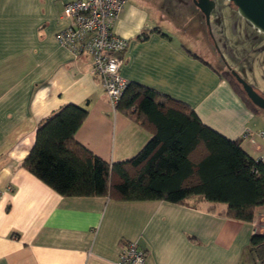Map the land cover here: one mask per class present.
Segmentation results:
<instances>
[{
	"label": "crops",
	"instance_id": "0c3cea01",
	"mask_svg": "<svg viewBox=\"0 0 264 264\" xmlns=\"http://www.w3.org/2000/svg\"><path fill=\"white\" fill-rule=\"evenodd\" d=\"M70 1L0 0V264H119L120 247L129 242L145 252V264H254L244 252L254 233L264 235V205L247 224L199 199L174 205L65 198L20 167L37 125L69 104L88 112L75 141L108 164L132 159L151 138L111 106L90 57L57 42ZM165 20L149 1H126L113 26L128 41L121 77L185 103L205 126L240 139L257 159L264 154L258 137L264 114L251 111L194 54L198 39L177 38ZM247 130L254 143L243 138Z\"/></svg>",
	"mask_w": 264,
	"mask_h": 264
},
{
	"label": "trees",
	"instance_id": "16d2710c",
	"mask_svg": "<svg viewBox=\"0 0 264 264\" xmlns=\"http://www.w3.org/2000/svg\"><path fill=\"white\" fill-rule=\"evenodd\" d=\"M221 76L251 111L261 112L239 85ZM115 110L151 134L132 159L108 164L77 143L75 133L88 112L69 104L37 125L20 167L65 198L174 205L199 199L225 206L220 216L254 221L255 209L264 205V164L243 150L240 139L223 137L185 103L135 83H128ZM244 254L254 264H264V235L254 233Z\"/></svg>",
	"mask_w": 264,
	"mask_h": 264
},
{
	"label": "flooded vegetation",
	"instance_id": "af4514ba",
	"mask_svg": "<svg viewBox=\"0 0 264 264\" xmlns=\"http://www.w3.org/2000/svg\"><path fill=\"white\" fill-rule=\"evenodd\" d=\"M198 1L149 0L165 18L170 13L191 25L193 38L200 41L199 52L211 66L240 87L237 78L242 79L264 99V33L241 17L229 0H206L207 23L196 8Z\"/></svg>",
	"mask_w": 264,
	"mask_h": 264
},
{
	"label": "built area",
	"instance_id": "2783aa9c",
	"mask_svg": "<svg viewBox=\"0 0 264 264\" xmlns=\"http://www.w3.org/2000/svg\"><path fill=\"white\" fill-rule=\"evenodd\" d=\"M125 3L126 0H71L63 10L68 26L56 36L57 42L73 55L90 57L91 71L114 109L128 85L120 75L128 41L113 33ZM258 137L264 139V133ZM243 138H250L254 143L248 130ZM255 160L264 164V154ZM145 258V252L136 243L129 242L121 245L118 263L145 264Z\"/></svg>",
	"mask_w": 264,
	"mask_h": 264
},
{
	"label": "water",
	"instance_id": "95a60500",
	"mask_svg": "<svg viewBox=\"0 0 264 264\" xmlns=\"http://www.w3.org/2000/svg\"><path fill=\"white\" fill-rule=\"evenodd\" d=\"M149 1V0H141ZM237 7L241 17L247 20L252 26L264 33V0H229ZM196 8L203 14L208 23L209 10L206 0H199ZM244 94L250 103L259 111L264 112V99L261 98L245 81L237 78Z\"/></svg>",
	"mask_w": 264,
	"mask_h": 264
},
{
	"label": "rangeland",
	"instance_id": "374dc122",
	"mask_svg": "<svg viewBox=\"0 0 264 264\" xmlns=\"http://www.w3.org/2000/svg\"><path fill=\"white\" fill-rule=\"evenodd\" d=\"M126 1L129 2V1H134V0H126ZM153 6L155 7V5H153ZM168 15L169 16H167L165 23L162 24V26L165 29L170 30L172 32V35L175 34V36H177V38L179 37V38L184 39V40H186L185 38H191V36H192L191 25H187V24L185 25L184 23L186 21L182 20L181 17H178L177 15L174 17L170 13ZM202 39H203V37H202ZM191 46L193 48L191 50L195 52L194 54H196L202 58V55L198 51H195L193 45H191ZM221 74L224 75V73H221ZM255 76H256V78H258L257 74Z\"/></svg>",
	"mask_w": 264,
	"mask_h": 264
}]
</instances>
